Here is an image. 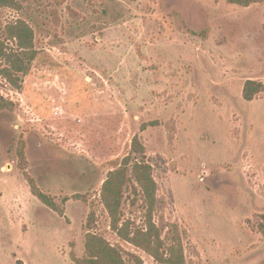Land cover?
I'll return each mask as SVG.
<instances>
[{"label": "rangeland", "instance_id": "obj_1", "mask_svg": "<svg viewBox=\"0 0 264 264\" xmlns=\"http://www.w3.org/2000/svg\"><path fill=\"white\" fill-rule=\"evenodd\" d=\"M16 1L0 8V39L25 20L36 55L18 89L0 76V264H74L87 230L158 264L115 235L100 202L135 136L164 248L177 232L185 264H264V88L242 97L247 80L264 86V2ZM134 187L120 213L141 226Z\"/></svg>", "mask_w": 264, "mask_h": 264}, {"label": "trees", "instance_id": "obj_2", "mask_svg": "<svg viewBox=\"0 0 264 264\" xmlns=\"http://www.w3.org/2000/svg\"><path fill=\"white\" fill-rule=\"evenodd\" d=\"M230 4L248 7L251 4L262 3L264 0H225ZM0 8L20 10L21 5L16 0H0ZM4 39H0V76L12 87L18 89L20 81L18 74L25 75L30 63L34 60V32L32 27L22 19L4 27ZM8 41L14 43L9 47ZM264 86L257 81L247 80L242 89L245 101H252L254 96L263 90ZM3 106L0 105V110ZM134 183V192L138 188L143 207L145 209L144 222L141 226H134L130 219L123 220L120 213L121 200L124 187ZM157 185L152 176V166L146 160L145 148L135 136L131 142L130 152L123 157L117 169L107 174L102 183L100 202L109 219V227L122 241L140 249L149 255L158 264H185L183 250L179 235L172 236L173 243L164 248L161 230L153 221V212L156 207ZM31 193L45 206L62 214L51 199L43 193L37 192L31 186ZM134 202V201H133ZM94 214L89 213L85 226L90 228ZM172 231L176 228L171 226ZM127 254L132 264H143L131 253H125L119 246L110 245L102 236L87 230L84 240V255L76 258L73 254L71 260L74 264H130L124 255Z\"/></svg>", "mask_w": 264, "mask_h": 264}, {"label": "flooded vegetation", "instance_id": "obj_3", "mask_svg": "<svg viewBox=\"0 0 264 264\" xmlns=\"http://www.w3.org/2000/svg\"><path fill=\"white\" fill-rule=\"evenodd\" d=\"M44 205V204H43ZM47 207V206H46ZM47 208H49V207H47ZM50 209V208H49ZM50 210H52V209H50ZM52 211H54V210H52ZM55 212V211H54Z\"/></svg>", "mask_w": 264, "mask_h": 264}]
</instances>
